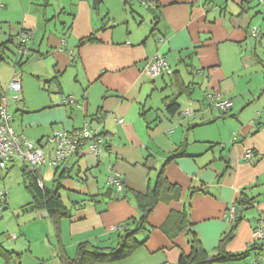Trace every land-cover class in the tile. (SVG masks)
<instances>
[{
	"label": "crops",
	"instance_id": "obj_1",
	"mask_svg": "<svg viewBox=\"0 0 264 264\" xmlns=\"http://www.w3.org/2000/svg\"><path fill=\"white\" fill-rule=\"evenodd\" d=\"M134 1L1 0L0 8H7L2 15L17 11L18 23L34 31L24 64L31 78L22 80L16 72L22 90L21 99L14 98L21 103L17 124L12 116L15 132L39 143L56 130L91 123L104 131L107 147L99 155L83 149L57 171L47 156L41 166L44 182L69 209L60 216L35 206L22 160L15 158L0 170V187L8 192L1 218L13 232L6 244L0 240L13 256L1 253L0 264H66L77 257L81 243L119 248L126 229L135 226L131 221L141 218L138 200L155 186L161 169L180 188L178 198L160 201L149 213L147 228L136 235L141 245L130 255L92 264H178L182 254L191 253L192 235L209 255L220 252L227 236L226 253L249 250L245 257L216 264H264V235H254L264 221V85L252 86L245 75L264 66V30L251 34L264 23V0H159L157 7L145 5L155 14L158 35L143 30L134 17ZM158 53L179 72V82L145 73ZM191 69L201 76L194 78ZM34 81L49 97L33 107L29 102L28 108L24 99ZM197 84L205 88L206 108L184 107L180 98L195 100ZM215 93L233 101L220 116L229 120L212 111L215 105L207 97ZM171 101L180 104L176 113L167 109ZM249 149L253 155L245 159ZM14 169L21 178L18 191L7 181ZM64 169L69 174L60 176ZM112 172L122 175L123 190L113 191ZM241 193L253 203L244 206L233 227L226 213ZM184 207L189 232H179L177 222L169 221ZM255 240L263 246L251 249Z\"/></svg>",
	"mask_w": 264,
	"mask_h": 264
},
{
	"label": "trees",
	"instance_id": "obj_2",
	"mask_svg": "<svg viewBox=\"0 0 264 264\" xmlns=\"http://www.w3.org/2000/svg\"><path fill=\"white\" fill-rule=\"evenodd\" d=\"M99 1L100 0H96V2H99ZM140 1L145 5L156 6V7H157V4L159 3V0H140ZM244 1L246 2L249 0H244ZM1 6H2V2L0 0V7ZM155 18L157 19L158 17L156 16ZM30 32H33V35L28 39H31L34 36V31L32 29L22 27L21 32H20V36H21V33L28 34ZM258 33H259V30H258ZM20 36H19L18 44L16 45V47L18 48V54H17L18 59H17L16 65L19 67H23L29 58L30 49L27 47L28 39H26L25 42H21ZM93 39H94V36H90L88 38L89 41H92ZM13 41L14 40H13L12 36L6 40L0 41V61H6L8 59V55H9L8 54V51H9L8 43H11ZM24 57H25V59H24ZM178 73H179L178 71H172V73H170V74L162 73L160 75H162V76L168 75V76H170L171 80H176L177 82H179V80L177 79V78H179ZM4 97H5V91L0 90V106L4 102ZM219 99H220V97H219ZM179 108H180V104L176 101H171L167 105V109L171 113H176L177 111H179ZM222 113L226 114V113H228V110L223 111ZM97 120L99 123L102 122V120L99 118ZM93 128L98 129L97 127H93ZM99 131L100 132L98 135H101L105 140L104 145L102 147V152H103V150L107 147L106 134L104 133V131H101L100 129H99ZM41 143H43V142L40 141L39 144H41ZM84 146L79 148L77 153L73 154L68 159H70L74 155L79 154L80 149L83 150ZM47 156H49V155H47ZM174 156H176V155H173L168 160L173 159ZM68 159L63 161V163H65ZM61 164L58 166H55L56 171L61 167ZM25 166H26L25 170L27 171L26 173H27V177L29 180L28 184H27V188L31 191V193L34 196L35 206L44 208L50 217L68 214L69 209L65 206L60 194L57 191L48 188L46 186L45 182H44L43 187L40 186L38 183L37 175L33 171H31L26 164H25ZM64 173L69 174V171L67 169H64L62 171V173L60 174V176H64ZM54 180L59 181V176H55ZM124 188L125 187H123V189ZM113 191L118 192L116 187L113 188ZM179 191H180V188L176 185L171 184L166 179V177L164 176L163 169H161V171L158 174L157 182H156L155 186L146 195L142 196V199L138 200V202H137L138 206L142 211L141 218L140 219H133L131 221V223H133L135 226L133 229H130V228L126 229V233L123 235L122 246H120L119 248H116V249L112 248L110 250H104V249L97 247V246H94V245H89L87 243H81L78 246L77 257L72 262L67 260L66 264H92V263H95L97 261H102V260L115 261V260H119L121 258L127 257L128 255H130L135 249H137L141 245V242H139L137 240L136 235L138 234V232L140 230L147 228V216L149 215V213L156 207V205L160 201H162V200L170 201V200H173L175 198H178ZM234 203H235V206L237 208V215H236L234 221L232 222V224L234 225L233 227H235L236 224L241 220L242 210L245 209L244 206L252 205L253 200L252 199L249 200V198H246L244 193H241V195L236 199V201ZM175 214L176 213H171V215L169 216V221L173 220V221L177 222V230L179 232H181L187 228H188L187 231L189 232L190 231V229H189L190 222L188 219L187 208L184 207L183 211H181L180 213H178L176 215ZM228 239H229V237L227 236L221 240V243L219 246L220 252L218 254L209 255L208 252H206L203 249L199 240L194 235H192L191 240H190V242H191V253H190V255L182 254L179 258L178 264H216L217 262H221V261H227V260H234V259L242 258L248 254L249 250L244 251L242 253H238V254L226 253L223 250V243L225 241H227ZM262 246L263 245L260 244V241L255 240L253 242V244L251 245V249H254L256 247H262ZM4 252H5L7 257L13 256L12 252L4 251V249L0 245V254L3 253V255H4Z\"/></svg>",
	"mask_w": 264,
	"mask_h": 264
},
{
	"label": "built area",
	"instance_id": "obj_3",
	"mask_svg": "<svg viewBox=\"0 0 264 264\" xmlns=\"http://www.w3.org/2000/svg\"><path fill=\"white\" fill-rule=\"evenodd\" d=\"M251 34L254 37L258 36V29L254 28ZM32 35L33 32L28 34L21 33L20 41L25 42ZM144 71L147 75L154 78L162 73L170 74L173 70L165 57L161 53H158L147 62ZM21 89V80L15 73L5 91L4 102L0 106V170L4 169L13 159H20L37 175L38 183L43 187L44 179L41 174V166L47 162V155H49L50 163L58 166L77 153L79 148L84 145L83 149H87L92 154L99 155L102 152L105 140L101 135H98L99 129L93 128L90 124H85L83 127L75 130H56L52 135L48 136L45 143L41 144L29 141L23 133H16L12 126V115L9 111L7 98L8 93L16 95L15 98H21ZM219 97L220 95L217 93L209 95L210 101L213 104L223 111L228 110L232 106L233 101L219 99ZM121 121L122 119H120ZM47 145L50 146L49 151L45 150V146ZM252 155L253 152L250 149L247 150L245 159H249ZM122 180V175L119 172H112L108 178V182L119 191L124 187ZM7 198L8 192L0 187V218ZM236 215L237 208L235 203H233L226 213V218L233 222ZM263 223L264 221L260 220L254 231L257 239L262 238L264 235L262 229Z\"/></svg>",
	"mask_w": 264,
	"mask_h": 264
},
{
	"label": "rangeland",
	"instance_id": "obj_4",
	"mask_svg": "<svg viewBox=\"0 0 264 264\" xmlns=\"http://www.w3.org/2000/svg\"><path fill=\"white\" fill-rule=\"evenodd\" d=\"M133 9L135 10V14L134 17L137 18L138 22L142 21V23L144 24L142 26L143 30L145 31V29L148 30V33H155V35H158L156 30L153 29L154 26V16L155 14L153 13V11H151L150 9H148L145 4H142L140 2V0H135L133 2ZM0 8V41L6 40L8 38H10L11 36L13 37V42L8 43V59L6 61H0V90L1 91H6L7 89V85L10 83V81L13 78L14 73H18L20 78H22V80H24L23 75H25L28 78L30 76V68L29 67H19L16 65L17 62V54H18V48L16 47V45L18 44L19 41V36H20V32H21V23H18V19H17V11H10L9 14L7 13V17L6 15H2L6 10ZM2 16V18H1ZM147 23V24H146ZM258 30L262 33V31L264 30V23L260 24H256L255 25ZM139 27V25H138ZM154 36V35H153ZM251 39L254 40L255 38H253L251 36ZM31 40L28 39V44L27 47L29 48V45H31ZM251 43L255 44L254 41H250ZM262 51L264 52V41H263V45H262ZM262 51L260 52V55L262 56ZM262 59L264 60V54ZM27 65V64H26ZM192 75L194 78L200 77L201 75L199 74V72H197V69H191ZM68 76L70 75V73H72V71H68L67 72ZM246 75V80H251L252 86L257 85L258 83L262 86L264 85V66L261 64L257 65L255 68L250 69V71L248 73L245 74ZM160 77V76H159ZM158 77V80L160 79ZM27 78V79H28ZM168 78V76L166 77V79ZM200 79V78H199ZM41 84H44L45 82L42 80L40 81ZM30 84H32L30 82ZM46 84V83H45ZM48 84V83H47ZM32 86L34 87V89H30L28 92V95L25 97L24 101H28V105L30 106V103H34L33 106L37 105V103L40 101L41 98H48L49 97V92L47 90L44 91V89L40 88V84L38 83V81H34V83L32 84ZM54 87V85L52 86ZM41 89V90H40ZM168 93H171V91L168 90ZM167 94V93H165ZM204 94H205V88L199 84L195 85L194 88V94H193V99L195 100H188L185 96L180 98V102L181 104L185 107V104L188 103H193L194 105H200L205 107V103H203L204 101ZM16 95H14L13 93H8V98H9V110L12 114V116L14 117V122L17 124V117L15 116L16 113L15 110L17 109L16 106L18 104L21 103H17V101L14 99ZM29 98V99H28ZM210 101L209 96L207 97ZM30 102V103H29ZM31 106L28 108H32ZM207 107H210L207 103ZM216 107V108H215ZM215 109L212 107V111H214L218 117L222 116V109H218V107L215 105ZM20 108H22L23 110V106H20ZM27 108V107H25ZM206 108V107H205ZM12 110V111H11ZM206 113V112H205ZM199 117H203L206 115H198ZM207 117V116H206ZM229 116H225V117H220V120L223 121L224 119H230L228 118ZM15 124V128H17ZM24 134V133H23ZM236 135V133H234V136ZM26 138L31 141L34 142L35 140L31 139V137H29L27 134H25ZM48 136L45 137L43 140V143L46 142ZM234 138V137H233ZM49 145L45 146V150L49 151ZM49 158V157H48ZM49 160V159H48ZM18 161V160H17ZM19 163V162H17ZM17 168V167H16ZM16 169L13 170V172L10 174V176L8 177L9 183H12L13 185L17 184V182L19 181V179H21L19 177V175L15 172ZM1 180V179H0ZM1 182H3V180H1ZM16 187V191H18V189L21 187L19 185V183L15 186ZM21 189V188H20ZM7 218L4 217L0 219V226L1 224H3V229L0 231V240L4 241L5 244L7 242V240L10 238V224L8 223V221L6 220ZM13 221L14 219H12L11 221V225L13 226ZM7 222V223H6ZM14 240V239H13ZM12 240V241H13Z\"/></svg>",
	"mask_w": 264,
	"mask_h": 264
}]
</instances>
